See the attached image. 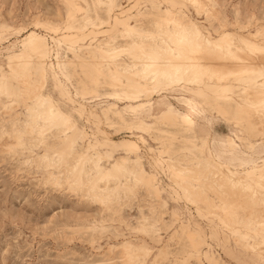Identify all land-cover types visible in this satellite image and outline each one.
I'll list each match as a JSON object with an SVG mask.
<instances>
[{"label": "rangeland", "instance_id": "rangeland-1", "mask_svg": "<svg viewBox=\"0 0 264 264\" xmlns=\"http://www.w3.org/2000/svg\"><path fill=\"white\" fill-rule=\"evenodd\" d=\"M68 1L0 0V70L6 72L5 57L20 49L19 42L24 37L31 32L42 35L49 50L43 65L46 75L45 93L50 94L58 108L76 123L74 138L79 141L81 134L85 133L91 147L102 140L101 132H105L117 144L129 137L135 140L134 137L140 133H133L131 136L122 128L121 122L118 124L120 128L115 125V129L104 124L102 110L108 105L105 94L112 90L103 84L96 88V71L105 66L99 64L98 58L95 61L90 53L91 48L97 47L106 39L101 33L103 30H94L97 34H92L89 29L79 36L76 45L71 46V52L67 50L68 45L60 41L64 18L69 10ZM83 1L90 8L94 3L102 2L78 0L82 12L86 11ZM112 2L115 8L108 10L111 22L120 14L131 17L137 13H146L156 5L175 16L184 15L195 22L203 21L197 26L210 33L211 37H215L213 30L219 31L221 25L237 35L255 34L264 28V0H208L207 8L210 9L209 12L212 11L213 16L207 19L203 13L198 15L187 4L174 0ZM134 2L137 3L136 8L129 10ZM98 10L101 21H105L107 9ZM129 22L134 25L132 19ZM5 31L7 35L4 34ZM254 39L257 43L264 44V37L257 35ZM35 72L33 70V73H29L28 81L35 80ZM104 77L102 82L112 79L111 74H104ZM125 81L126 78L121 75V82ZM13 88L16 85L13 84ZM186 88L164 91L151 102L165 97L166 103L179 110L186 109L182 102L173 99L182 95L189 97L185 92ZM239 88H233L235 100L244 98L239 95ZM69 93L70 99L67 98ZM212 99L213 97L208 98L207 103L195 99L198 103L195 109L198 116L194 110L187 109L195 120L197 137L206 136L210 143L213 139L229 136L245 155H250V149H247L249 144H258L255 147L262 148L261 157L264 158V128L259 133L251 130L244 120L239 119L234 102L216 106ZM13 104L9 105L4 96L0 97V264H105L106 261L124 264L119 246L126 242L136 246L146 245L153 250L146 264H154L158 258L171 261L172 264L179 260H188L189 264H261L255 255L240 250L234 244V236L231 234L234 226L236 230L254 236L248 213L242 211L241 205L233 210V218L236 219L227 220V226H223L214 216L209 218L208 214L198 212L197 209L205 212L202 203L205 201L206 206L215 208L213 213L219 210L217 214H220V209L217 208L218 197L210 188L217 187L216 185L209 184L206 189L202 188L200 198L203 199L199 201L204 207L199 201L194 206L184 203L185 194L180 192L178 184L170 178L163 162L187 153L180 150L188 145L182 141L185 136L177 128L174 129L178 133L172 138L174 151L168 153H156L159 141L166 140V137L160 140L145 137L147 143L138 145L136 155L147 172V185L135 188L133 195L127 198L122 197V191L118 192L116 197H112L114 205L106 209L94 203L86 192L78 189L80 186L73 183L71 178L68 179L71 186L63 182L69 176L65 172L66 160L52 157L54 147L59 148L61 143H55L52 147L49 136L40 142L37 135H26L20 148L13 149L12 153L2 150L10 129L14 126L20 128L26 123L22 103L18 101ZM123 106L116 104L118 109ZM146 121L150 120L146 118ZM79 144L82 145L83 142ZM98 152L104 154L105 150L98 147ZM118 157L119 155L113 154L110 159ZM130 157L133 159V156ZM110 163L103 162V168L107 169ZM187 183L196 184V181L186 178L182 186ZM198 199L193 197L194 201ZM143 217L148 219L145 227L153 229L148 230L147 234H142L138 228L137 222ZM153 220L156 222L151 224ZM227 249L231 252L230 257Z\"/></svg>", "mask_w": 264, "mask_h": 264}, {"label": "bare ground", "instance_id": "bare-ground-1", "mask_svg": "<svg viewBox=\"0 0 264 264\" xmlns=\"http://www.w3.org/2000/svg\"><path fill=\"white\" fill-rule=\"evenodd\" d=\"M174 1L187 4L198 15L203 13L205 19L213 16L212 11L209 12L210 9L207 8L208 0ZM77 2L78 0L67 2L69 10L64 18L60 41L68 45L67 50L71 52V46L76 45L79 36L89 29L92 34H97L94 30H103L101 33L106 39L97 47L91 48L90 53L94 60L98 58L99 64L105 66L96 71V88L103 84L112 90L105 94L108 105L102 110L104 124L114 128L121 122L122 128L131 136L133 133L140 134L134 137L135 140L129 137L117 144L105 132H101L102 140L95 142L92 147L85 133L81 134L79 141L76 140V123L58 108L50 94L45 93L46 75L43 65L49 50L44 37L31 32L19 42V50L5 57L6 72L0 70V97L4 96L9 105L20 101L26 118V123L20 128L14 126L7 133V141L2 145V150L10 153L13 149L20 148L26 135H37L40 142L49 136L52 147L55 143H61L59 148L54 147L52 157L66 160L65 172L69 176L63 182L71 186L68 182L71 178L73 183L80 186L78 189L86 192L94 203L109 209L114 205L112 197H116L118 192L122 191V197L127 198L133 195L135 188L147 185V172L136 155L138 145L147 143L145 137H151L152 140L166 137V140L159 141L156 153H168L174 151L172 138L178 133L177 130L181 131L185 136L182 141L188 147L180 150L187 153L163 162L170 178L178 184L180 192L185 194L184 203L193 206L199 204L203 199L200 198L202 188L206 189L209 184L216 185L217 187L210 188L218 197L217 208L220 209V214H217L219 210L213 213L215 208L206 206L205 201H202L205 212L197 209L198 212L208 214L209 218L214 216L223 226H227L226 221L235 215L233 210L241 205L242 211L248 213L254 236L240 232L234 226L231 232L234 244L242 251H249L260 261L264 259V249L261 247L264 245L262 148H256L258 144H249L247 149H250V155H245L229 136L213 139L209 143L206 136L197 137L195 120L187 112V109L194 110L198 116L199 113L195 110L198 103L195 99L207 103L208 98L213 97L212 101L216 106L234 102L239 119L244 120L251 130L259 133L264 128L260 115V106L264 104V53L261 52L264 44L257 43L254 39L257 35L261 36L264 28L255 34L237 35L221 25L219 31L213 30L215 37H211L210 33L197 26L203 21L195 22L184 15L175 16L156 5L146 13H137L131 17L120 14L111 22L108 10L107 19L101 21L97 7L90 8L83 1L86 11L82 12V7ZM136 2L129 10L136 8ZM194 4H199L200 7H195ZM131 19L134 25L129 22ZM192 29L205 39L197 41L191 33ZM209 44L212 45L211 48ZM33 70L37 77L33 82L28 81L29 73H33ZM104 74H111L112 79L102 82ZM121 75L126 78L125 82H121ZM166 77L170 79L166 80ZM13 84L16 88H13ZM185 87L189 97L182 95L173 99L182 102L186 109L179 110L166 103L165 97L151 102L164 91H175L176 88L179 91ZM234 87H240L239 95L244 96L243 99L235 100ZM116 104L124 106L118 109ZM146 118L150 121H146ZM81 142L82 145L79 144ZM98 147L105 150L104 154L98 152ZM113 154L119 157L110 159ZM105 161L111 162L107 169L102 166ZM186 178L195 180L196 184L187 183L182 186ZM193 197L195 200L199 199L194 201ZM147 221L143 217L137 222L142 234L153 230L145 227ZM154 222L156 221L150 223ZM119 247L124 264H132L136 260L146 264L153 254V250L146 245L136 246L126 242ZM226 252L230 257L229 249Z\"/></svg>", "mask_w": 264, "mask_h": 264}, {"label": "snow or ice", "instance_id": "snow-or-ice-1", "mask_svg": "<svg viewBox=\"0 0 264 264\" xmlns=\"http://www.w3.org/2000/svg\"><path fill=\"white\" fill-rule=\"evenodd\" d=\"M175 6L182 7L183 5H175ZM193 6L198 7V8L200 7L199 4H194ZM93 7L107 9V10L110 11L111 9L115 8V4L112 2V0H102L101 3L94 4ZM262 24H264V21H262ZM7 31H10V30H7ZM7 31L4 32L5 35H7ZM191 33H192V35L195 36L197 41L205 39V37H202L200 35V33L198 31H196L195 29H192ZM261 36L264 37V31L261 32ZM211 47H212V45L209 44V48H211ZM261 52L264 53V48L261 49ZM57 66H59V65H57ZM262 72H264V69H262ZM65 79L67 80L68 77L66 76ZM165 79L167 80V79H170V78L166 77ZM67 98H69V99L71 98L70 97V93L68 94ZM260 109H261L260 110V115L262 117V122H264V104H262L260 106ZM262 156H264V153H262ZM262 172H264V169H262ZM262 207H264V201H262ZM262 228H264V224H262ZM261 247H262V249H264V245H262ZM262 255H264V252H262ZM105 264H118V262L106 261ZM132 264H143V262L140 261V260H136V261L132 262ZM154 264H172V262L171 261H167V260H161V259L158 258L154 262ZM176 264H189V261L188 260H179V261H176ZM261 264H264V259L261 260Z\"/></svg>", "mask_w": 264, "mask_h": 264}]
</instances>
